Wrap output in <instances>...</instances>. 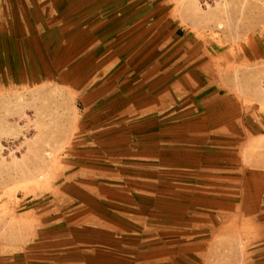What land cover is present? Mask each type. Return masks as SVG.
I'll return each mask as SVG.
<instances>
[{
	"label": "crops",
	"instance_id": "0c3cea01",
	"mask_svg": "<svg viewBox=\"0 0 264 264\" xmlns=\"http://www.w3.org/2000/svg\"><path fill=\"white\" fill-rule=\"evenodd\" d=\"M216 28L193 0H0V87L77 82L87 125L124 148L94 182L62 189L82 212L74 225L96 234L80 264H150L130 242L180 208L182 184L212 176L214 133L238 103L208 90L244 51L216 46Z\"/></svg>",
	"mask_w": 264,
	"mask_h": 264
},
{
	"label": "rangeland",
	"instance_id": "374dc122",
	"mask_svg": "<svg viewBox=\"0 0 264 264\" xmlns=\"http://www.w3.org/2000/svg\"><path fill=\"white\" fill-rule=\"evenodd\" d=\"M193 1L217 21L216 46L244 50L208 90L236 96L237 109L230 102L228 128L214 133L212 176L182 184L180 208L130 245L150 264H264V0ZM62 79L1 83L0 264H80L91 254L80 243L96 234L74 225L82 212L62 189L94 182L86 177L124 148L87 125L79 84Z\"/></svg>",
	"mask_w": 264,
	"mask_h": 264
}]
</instances>
